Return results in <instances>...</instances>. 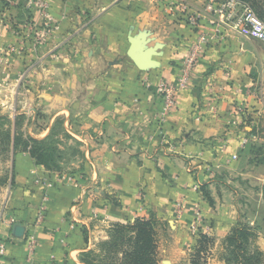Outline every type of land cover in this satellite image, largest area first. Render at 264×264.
Returning a JSON list of instances; mask_svg holds the SVG:
<instances>
[{
	"label": "crops",
	"instance_id": "obj_1",
	"mask_svg": "<svg viewBox=\"0 0 264 264\" xmlns=\"http://www.w3.org/2000/svg\"><path fill=\"white\" fill-rule=\"evenodd\" d=\"M169 1H47L53 23L34 76V115L46 119L37 137L62 131L63 159L48 171L29 153L15 155L11 188L0 192V264H84L82 254L107 241L115 224L137 219L154 218L177 246L193 244L195 207L216 239L238 223L239 204L225 180L241 164V115L262 113L253 88L264 82V43L229 30L208 44L161 122L157 85L176 83L199 34L214 32L207 20L194 28L170 13ZM204 2L189 0L199 9ZM130 37L154 52L152 68L140 70L128 57ZM8 38L0 25V46Z\"/></svg>",
	"mask_w": 264,
	"mask_h": 264
},
{
	"label": "rangeland",
	"instance_id": "obj_2",
	"mask_svg": "<svg viewBox=\"0 0 264 264\" xmlns=\"http://www.w3.org/2000/svg\"><path fill=\"white\" fill-rule=\"evenodd\" d=\"M46 12L48 6L43 0H0V25L7 29L11 37L5 42L6 45L0 46V192L11 188V166L15 155L29 153L24 150L23 142L32 145L30 140H43L49 136L51 140L46 144L60 145L62 131L37 137L41 135L39 129L46 119L39 112L34 115V76L44 52L42 49L47 47L51 38L53 23V20L46 18ZM262 87L264 82L253 89L260 91ZM259 102L262 113L253 119L245 118L246 113L241 115V130L244 127L243 133L250 141L241 156L240 167L229 175L225 183L235 192L239 204L240 217L236 225L241 223L250 228L256 234L251 250L258 247L264 253V100L260 99ZM57 124L61 126L62 121ZM7 131H11L13 137L15 132L18 133L21 148L16 154L12 138L6 136ZM58 148L63 159V149ZM156 228L160 264H171L170 259L172 264H189L200 237L194 238L193 244L177 246L170 235L163 239L167 227ZM211 233H205L211 241L201 254L202 262L229 264L226 261L228 251L225 238L216 239ZM99 245L94 248L97 252L101 251ZM107 263L113 264L110 261Z\"/></svg>",
	"mask_w": 264,
	"mask_h": 264
},
{
	"label": "trees",
	"instance_id": "obj_3",
	"mask_svg": "<svg viewBox=\"0 0 264 264\" xmlns=\"http://www.w3.org/2000/svg\"><path fill=\"white\" fill-rule=\"evenodd\" d=\"M242 1L249 3L258 17L264 21V0ZM181 19L185 20L183 16ZM6 136L8 139L12 138L13 150L16 154L21 148L18 133L15 132L13 137L11 131H7ZM50 138L48 136L43 140H30L32 145L23 142L24 150L29 152L38 166L48 171H57L60 169V150L54 143L53 145L46 144L48 140H51ZM202 191L206 199L210 200L208 191L205 188H202ZM156 226L154 218L115 224L110 230L109 239L99 245L101 251L90 250L83 253L82 263L108 264L107 262L110 261L113 264H160ZM199 237L189 264H205L202 262L204 259L201 254L211 240L205 232H201ZM255 239L256 234L250 228L241 223L236 225L224 241L228 251L226 261L229 264H263L264 253L260 248L255 247L254 250L250 248Z\"/></svg>",
	"mask_w": 264,
	"mask_h": 264
},
{
	"label": "built area",
	"instance_id": "obj_4",
	"mask_svg": "<svg viewBox=\"0 0 264 264\" xmlns=\"http://www.w3.org/2000/svg\"><path fill=\"white\" fill-rule=\"evenodd\" d=\"M46 2L48 0H43ZM167 9L170 13L179 12L185 18V21L194 28H199L201 20H207L209 25L213 27L212 35L200 33L196 43L194 44L189 57L184 63L182 75L177 79L176 83L161 82L157 85V92L162 101L160 112V121L165 122V119L172 113L177 106V95L187 89L190 84L191 75L194 71L195 64L201 56L204 48L211 42L223 40L226 38L228 31L233 30L235 33L244 38L256 40L264 43V21L258 17L254 9L249 3L242 0H205L203 7L199 9L189 3V0H170ZM45 16L48 20H52L51 16L46 12ZM252 93V92H251ZM253 94L258 96L259 100H264V88L260 91L254 89ZM239 113L245 112L243 108H239ZM249 138L245 137L242 140L241 147L249 144ZM69 182H76L73 177L68 178ZM44 188L50 187L47 179H38L36 181ZM198 190V187L195 188ZM47 198L45 197V200ZM186 206L184 202L177 205V214L182 216ZM46 207L42 204L38 213V223H42L45 218ZM12 222V220H11ZM13 221L12 223H14ZM210 228L205 226L202 210L200 207H195L194 221L190 227V232L194 238H198L201 232L208 234ZM36 251L35 241L30 242L29 259L32 261ZM6 253L5 244H0V257Z\"/></svg>",
	"mask_w": 264,
	"mask_h": 264
},
{
	"label": "water",
	"instance_id": "obj_5",
	"mask_svg": "<svg viewBox=\"0 0 264 264\" xmlns=\"http://www.w3.org/2000/svg\"><path fill=\"white\" fill-rule=\"evenodd\" d=\"M129 42L131 44V47L128 51V57L134 62L137 68H139L140 70H147L149 68H152L154 66V62L151 58L154 52L152 50L143 51V48L140 46L136 38L130 37ZM17 233L21 235L22 230L18 228Z\"/></svg>",
	"mask_w": 264,
	"mask_h": 264
}]
</instances>
